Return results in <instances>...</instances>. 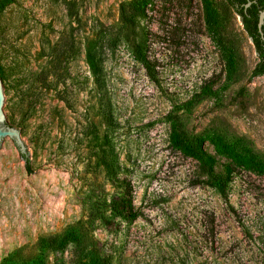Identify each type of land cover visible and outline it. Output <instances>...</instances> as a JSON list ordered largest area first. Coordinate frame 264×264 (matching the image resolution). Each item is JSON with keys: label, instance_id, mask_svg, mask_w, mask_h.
Segmentation results:
<instances>
[{"label": "rangeland", "instance_id": "374dc122", "mask_svg": "<svg viewBox=\"0 0 264 264\" xmlns=\"http://www.w3.org/2000/svg\"><path fill=\"white\" fill-rule=\"evenodd\" d=\"M127 1L13 0L0 11L5 119L26 147L0 141V264H39L41 240L70 229L81 247L48 251L44 264L92 251L107 264H264V175L216 155L218 174L232 170L225 197L170 143L178 117L186 136L220 135L264 160V74L252 76L259 55L242 17L226 0H146L136 29L146 66L118 29ZM91 38L103 44L101 86ZM125 190L128 219L108 207Z\"/></svg>", "mask_w": 264, "mask_h": 264}, {"label": "trees", "instance_id": "16d2710c", "mask_svg": "<svg viewBox=\"0 0 264 264\" xmlns=\"http://www.w3.org/2000/svg\"><path fill=\"white\" fill-rule=\"evenodd\" d=\"M11 1L13 0H0V11H2L6 4ZM226 1L242 17L245 29L252 37L257 51L261 54L258 63L252 71V76L264 74V24L261 30L258 26L259 13L264 9V0H251L252 2L248 7L245 6L248 0ZM145 3L146 0L123 2L120 6L121 22L118 29L127 40L132 42L136 58L147 66L149 62L145 52L147 39L143 34H141L143 36L140 40L136 39V35L138 33L136 31L138 27V17L143 15ZM114 43V45L110 46L117 45V42ZM86 61L91 73L94 76L95 83L101 86L104 58L103 44L100 43L99 39L91 38L86 41ZM0 72L3 79L4 71L1 64ZM29 109L30 108L28 107L27 110ZM104 115L112 117L108 113ZM206 140H208L213 146L214 154L206 149ZM170 143L184 155L196 160L200 171L208 177L209 184L215 187L216 190L225 197L227 196V186L231 178L232 170L231 168H228L226 175L218 174L215 170L217 162L216 155L226 157L236 166L264 175V160H260L253 154L240 149L239 146L227 141L220 135L188 137L182 132L181 121L178 117H173L171 121ZM102 153L101 162L106 170V173L108 175L113 173L114 176L121 181L120 177L117 175V170L114 169V160L109 157L110 154L105 147L104 149L102 148ZM26 167L29 172H32L29 158H26ZM108 207L114 216L127 219L136 216V211L134 210L133 202L128 190H125L120 195L112 197L111 201L108 203ZM99 216L103 218L108 225L113 226L114 221L106 219L103 215ZM70 242H74L78 249L81 247V235L74 229H70L60 236L43 238L40 245L42 250H45V253L42 252L38 257L39 264L45 263L48 251H63ZM85 254L88 259L80 264H107V260L104 255H100L95 251ZM2 264H8L7 259Z\"/></svg>", "mask_w": 264, "mask_h": 264}, {"label": "water", "instance_id": "95a60500", "mask_svg": "<svg viewBox=\"0 0 264 264\" xmlns=\"http://www.w3.org/2000/svg\"><path fill=\"white\" fill-rule=\"evenodd\" d=\"M251 0H248L245 4L246 7L250 6L251 4ZM264 24V9L260 11L259 13V22H258V26L259 29H262V26ZM5 98L6 96L4 95V89H3V83L0 80V141L6 136V135H10L12 136L17 144L20 146V149L23 153L26 152V147L20 137V132L18 129L9 126L6 123V119H5V113H4V104H5Z\"/></svg>", "mask_w": 264, "mask_h": 264}, {"label": "flooded vegetation", "instance_id": "af4514ba", "mask_svg": "<svg viewBox=\"0 0 264 264\" xmlns=\"http://www.w3.org/2000/svg\"><path fill=\"white\" fill-rule=\"evenodd\" d=\"M257 52H258V51H257ZM258 55H259V58H260V55H261L260 52H258Z\"/></svg>", "mask_w": 264, "mask_h": 264}]
</instances>
